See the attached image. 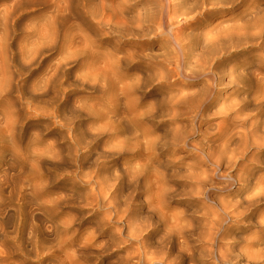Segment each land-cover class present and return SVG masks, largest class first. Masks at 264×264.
<instances>
[{
	"label": "clouds",
	"instance_id": "clouds-1",
	"mask_svg": "<svg viewBox=\"0 0 264 264\" xmlns=\"http://www.w3.org/2000/svg\"><path fill=\"white\" fill-rule=\"evenodd\" d=\"M0 264H264V0H0Z\"/></svg>",
	"mask_w": 264,
	"mask_h": 264
}]
</instances>
